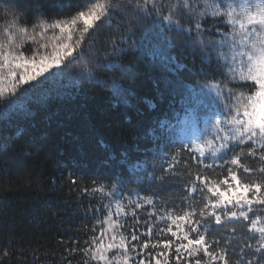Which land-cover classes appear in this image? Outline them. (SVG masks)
Here are the masks:
<instances>
[{"label":"snow or ice","instance_id":"1","mask_svg":"<svg viewBox=\"0 0 264 264\" xmlns=\"http://www.w3.org/2000/svg\"><path fill=\"white\" fill-rule=\"evenodd\" d=\"M0 4L13 17L0 33V134L30 116V106L46 109L70 96L78 81L66 78L68 67L127 104L131 93L121 84L96 80L97 70L119 67L111 57L125 46L139 49L161 73L157 87L163 82L169 92L168 110L145 131L156 145L152 156L121 154L136 187L125 191L122 180L77 187L71 178L81 206L88 201L85 217L95 219L82 225L83 239L59 241L62 261L264 264V0H75L74 10L56 19L44 0ZM165 30L199 50V70L171 54ZM185 70L195 83L180 75ZM178 117L192 131L177 143L169 121ZM173 185L177 191L163 196ZM12 254L0 251V264Z\"/></svg>","mask_w":264,"mask_h":264},{"label":"trees","instance_id":"2","mask_svg":"<svg viewBox=\"0 0 264 264\" xmlns=\"http://www.w3.org/2000/svg\"><path fill=\"white\" fill-rule=\"evenodd\" d=\"M16 2L23 7L28 0ZM44 2L49 6V17L56 19L58 13L67 15L73 11L75 0ZM61 4L65 6L63 12ZM4 6L0 4V33L13 18L4 13ZM20 23L31 30L22 16ZM100 31L108 29L102 27ZM164 35L171 41L170 52L178 62L195 70L202 67L199 50L194 51L184 35L167 30ZM30 45L28 40L26 47ZM111 59L119 67L97 70L96 80L121 84L131 93L127 104L113 100L110 86L81 78L79 68L68 67L64 70L66 78L78 81L69 90L70 96L53 99L46 109L30 106V116L17 119L0 134V251L7 247L13 253L4 264H67V260H61L64 245L59 241L77 235L83 239L82 225L90 226L95 219L85 217L88 201L85 198L81 206L76 193L70 191L71 178L78 181L77 187L91 186L93 180L109 186L122 180L128 191L136 187V176L120 165L121 154L126 152L135 160L151 157L155 151V142L145 136V131L168 110L169 92L163 82L159 87L156 83L161 73L142 58L138 48L125 46ZM203 68L213 72L215 65L205 64ZM180 75L189 83L197 79L187 70ZM169 122L177 143L192 131L182 117ZM109 156L114 157L111 163L107 162ZM139 190L148 194L142 187ZM169 191L177 188L173 185L162 195L167 197ZM68 259L77 264L80 256Z\"/></svg>","mask_w":264,"mask_h":264}]
</instances>
